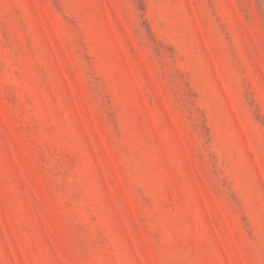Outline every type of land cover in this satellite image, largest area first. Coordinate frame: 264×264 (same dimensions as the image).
<instances>
[{"label":"rangeland","instance_id":"rangeland-1","mask_svg":"<svg viewBox=\"0 0 264 264\" xmlns=\"http://www.w3.org/2000/svg\"><path fill=\"white\" fill-rule=\"evenodd\" d=\"M0 264H264V0H0Z\"/></svg>","mask_w":264,"mask_h":264}]
</instances>
